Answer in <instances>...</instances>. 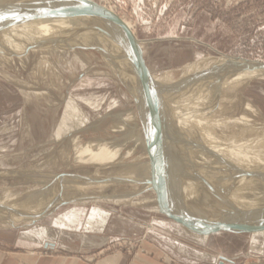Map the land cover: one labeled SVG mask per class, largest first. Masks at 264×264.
Here are the masks:
<instances>
[{
  "label": "rangeland",
  "instance_id": "obj_1",
  "mask_svg": "<svg viewBox=\"0 0 264 264\" xmlns=\"http://www.w3.org/2000/svg\"><path fill=\"white\" fill-rule=\"evenodd\" d=\"M94 1L112 8L135 27L144 44L151 92L163 107L160 114L172 123L181 145L187 148L184 150L187 152L185 159L196 157L201 163L210 158L207 151L215 139L212 131L244 129L264 139V69L258 65H264V0ZM12 4L24 7L29 3L0 0V19L18 15L6 9ZM71 19L75 18L42 21L48 27H57L56 30L69 27L57 33H47L49 36L58 34L54 37L58 43L44 37V25L39 29H33L35 24L21 26L16 36L8 30L6 34L4 31L0 33L2 41L7 38L5 42L0 40V47H8L6 55L0 50L3 54L0 55V216H4L0 221V246L8 252L64 255L87 264L109 263L110 260H116L117 264H148L151 259L165 264L264 262V233L203 238L180 229L154 212L159 199L153 190V172L157 174V182L161 181L164 186L171 183L173 188L167 190V200L172 207L192 211L205 206L207 210L203 209L201 215L212 219L229 217L218 203L231 215L237 210L235 220L256 209H264V206L250 210L242 207L247 208L258 200L264 202V192L254 185L247 189L241 185L242 194L237 192L238 189H202L204 186L212 188V183L215 184L212 180L222 183L225 166L236 170L239 166L227 165L217 158L208 159L199 166H187L184 156L183 165L178 169V180L183 181L182 188L187 189L174 187L178 175L173 172L177 165H155L150 161L159 149L170 146L163 136L166 131L157 122L149 130V123L142 120L138 94L130 89L128 74L115 59V51L107 42H124L125 36L92 17L70 25ZM102 30L107 35H103ZM33 33L38 34L37 38ZM64 39L67 43L60 44ZM12 41L18 47L22 44L19 48L24 52ZM93 44L104 46V53L80 47ZM33 45L37 50L29 51ZM212 65L227 66L222 74L216 73L214 80L220 83H214L212 93L216 94L213 96L216 109L224 104L223 113L228 109V116L226 112V115L220 113L211 118L208 106L214 104L207 102L205 97L202 106L198 103L200 99L195 104L188 102L186 92L193 87H197L194 90L201 89L206 73L203 66ZM186 76L190 78L188 82L177 87L184 90L186 85L189 90H184L183 94L180 89L177 92L172 89L171 85L185 81ZM239 76L244 79L242 85L236 83ZM155 81H165L172 90L157 85ZM132 89L135 91L134 87ZM173 90L181 95L174 96ZM144 98L147 99L145 95ZM70 102L75 103L72 106L76 107V119L67 117L69 126L65 127V132L59 133ZM232 103L238 109L230 105ZM191 107L193 110H188ZM187 114L188 118L183 117ZM204 127L205 133L196 135L197 128ZM261 142L263 152L252 157L260 161L257 162L259 166L264 165L261 162L264 140ZM104 144L122 147L111 166L78 161L77 147L90 146L97 150ZM221 146L232 152L230 144L222 143ZM130 150L132 153L128 154ZM166 153L170 154L169 151ZM242 158L240 162L250 164L249 160ZM250 170L247 169V173L238 170L243 183L246 179L251 180ZM189 171L197 177L191 179ZM227 179L234 184V178L230 179L233 182ZM192 182L205 184H196L199 189H190ZM206 194L211 195L212 201ZM111 195L123 199L118 203ZM242 195L245 196L242 198ZM191 198L197 201H189ZM223 198L228 201L226 204L221 200ZM64 202L67 203L61 205ZM237 202L243 210L235 205ZM44 206L50 207L44 210L42 217L9 224L19 219L20 214ZM104 213L109 214L106 222L102 217ZM226 258L233 259V262L229 263Z\"/></svg>",
  "mask_w": 264,
  "mask_h": 264
},
{
  "label": "bare ground",
  "instance_id": "obj_2",
  "mask_svg": "<svg viewBox=\"0 0 264 264\" xmlns=\"http://www.w3.org/2000/svg\"><path fill=\"white\" fill-rule=\"evenodd\" d=\"M13 15V14H12ZM15 15V14H14ZM59 18H66V17H48V18H43V19H36V20H32V21H28V22H25V23H21V24H17V25H15V26H13V27H10L9 29H8V31H10V33L11 34H14L15 33V36H16V32H18L20 29H19V27H21V26H24L25 27V25H29V24H35V26H34V28L33 29H39V27H41L42 25H44L43 23H45V22H42V21H45V20H55V19H59ZM72 21V23L71 22H69L70 23V25L71 24H75V23H79V22H81V21H85L83 18H75V19H71ZM63 27H65V26H63ZM44 28H45V31H44V37H49L50 39H55L56 40V38H54V37H57V35L58 34H55V36H49V34H47V33H50V31H53V32H59L60 31V29L59 30H56L55 28H57V27H55V28H51V27H48V25H44ZM67 28H69V27H67L66 26V28H62L61 30H65V29H67ZM73 28V27H72ZM19 29V30H18ZM4 33H5V31H4ZM6 33H7V30H6ZM5 33V34H6ZM9 34V33H8ZM7 34V35H8ZM11 34H10V36H11ZM21 34V33H20ZM33 34H35V33H33ZM47 34V35H46ZM1 35V34H0ZM6 35V36H7ZM19 35V34H18ZM31 36H33L32 34H30ZM36 35V37L35 38H37V36H38V34H35ZM54 35V34H53ZM21 36V35H20ZM26 36V35H25ZM94 36V35H93ZM0 37H3V36H0ZM12 37V36H11ZM28 37V36H27ZM43 37V38H44ZM95 37H97V36H95ZM23 38V37H22ZM34 38V37H33ZM40 38V37H39ZM42 38V37H41ZM40 38V39H41ZM100 38H102V37H100ZM7 39V38H6ZM5 38H4V42H5V40H6ZM16 39V38H15ZM104 39V38H103ZM1 41H2V39H0ZM49 40V39H48ZM2 41V42H3ZM14 41V40H13ZM12 41V42H13ZM28 41V40H27ZM35 41V40H34ZM34 41H33V44H34ZM40 41V40H39ZM45 41H46V39H45ZM7 42V41H6ZM20 42V41H19ZM24 42V41H23ZM32 42V41H31ZM44 42V41H43ZM47 42V41H46ZM52 42V41H51ZM8 43H11V41H9ZM15 43H18V41L17 42H15ZM28 43V42H27ZM26 43V44H27ZM29 43H30V41H29ZM36 43H38L37 42V40H36ZM45 43V42H44ZM53 43V42H52ZM7 44V43H6ZM13 44H14V42H13ZM13 44H11V46H13ZM21 44V43H20ZM31 44V43H30ZM40 44H42V43H40ZM39 44V45H40ZM18 45V44H17ZM16 44H14V46H17ZM22 45V44H21ZM20 45V46H21ZM46 45V44H45ZM2 46V45H1ZM19 46V47H20ZM34 46V45H33ZM37 46V45H36ZM18 46L16 47V48H18L19 50H22L21 48H19ZM22 47H24V46H22ZM26 47V46H25ZM24 47V48H25ZM28 47V46H27ZM38 47V46H37ZM59 47V46H58ZM61 47H63V46H61ZM113 47V49H114V51H115V55H114V57H115V59H117V61H118V63L121 65V67L124 69V71L128 74V77H129V87H130V89L133 91V93L134 94H138V96H136L137 97V103H138V108L140 109V111H139V113H141V118H142V120L143 121H146L147 123H149V127H150V129L149 130H151L152 128H153V125H154V123L155 122H157L158 123V125H159V127L161 128V129H163L164 131H166V134H164L163 136H164V138L169 142V143H167V144H169L170 146L169 147H163V148H161V149H159V151H158V154H156L154 157H153V159L152 160H150L151 162H153L155 165H158L159 163L161 164H167V165H169V164H171V165H173V164H175V166L177 165V167H176V169L174 170V172H173V174L174 173H177V175H178V169L179 168H181V166L183 165L182 164V162H183V156H184V159H185V155L184 154H186L187 152V148H185L184 149V147L181 145V142H180V140H179V138H178V136L176 135V133H175V131H174V128H173V125H172V123L171 122H167V120H165V118L160 114L161 113V111L163 110V107H162V105L161 104H158L157 102H156V99H155V97L153 96V94H152V92H151V89H150V86H149V83H150V81H149V72L148 71H145V70H142V69H140L139 68V66L137 67V65H135L134 63H133V60L131 59V57H129L128 55H126V53H124L122 50H120V48L117 46V45H113L112 46ZM13 48V47H12ZM0 50H2L3 52H4V54H5V52H7V50H8V47L5 45V47L3 46V47H0ZM23 51V50H22ZM24 52V51H23ZM8 54V53H7ZM0 55H3V54H0ZM6 55V54H5ZM5 55H4V57H5ZM107 56V55H106ZM231 60V59H230ZM229 60V61H230ZM226 61H228V60H226ZM234 61V60H233ZM113 64V63H112ZM114 64H116V62L114 63ZM251 65H253V66H256L255 64H251ZM202 66V65H201ZM234 66V65H233ZM204 67V70L206 69V71H204V72H206V73H204L205 75H204V78L203 79H205L204 81H203V83H202V86H201V91L198 89V90H194V89H196L195 87H193L194 89L193 90H191L190 89V91H189V93H188V91L186 92V91H184V90H189L188 89V86H184V87H186V88H184V90L182 89L181 90V88L183 87V85L185 84V83H187L188 82V79H190V78H188L187 79V76H188V74H187V76H186V80L184 81V80H181L180 82H177V83H175V85L173 84V85H171L172 87H174V88H172V89H174L175 91L176 90H178V89H180L181 91L180 92H182L183 94H184V92H186V94H187V96H189V98H188V102H189V104H195V102L197 101V99H200L201 101H198V103H199V105L200 106H202L203 104H202V102L204 101V103L207 101V102H210V104H214V106H208V109H209V111H210V116H211V118H215L217 115H219L220 113H221V115H226L225 113L227 112V115L226 116H228L229 114H228V112H229V110L227 109V111L225 112V113H223V109L225 108L224 106V104L223 105H220V106H222V107H219L218 109H216V107H215V102H216V100H215V102H214V100H213V96H215V95H213V90H214V83L215 82H218V81H215L216 80V78L217 77H215V76H217V74L218 75H220V74H222V72L227 68V66H221V65H212V66H203ZM131 69L134 71V73L131 71ZM190 69V68H189ZM188 69V70H189ZM229 69V68H228ZM185 71H187V70H185ZM214 71V72H213ZM233 71H234V69H233ZM182 72V71H181ZM184 72V71H183ZM203 72V71H202ZM217 73V74H216ZM229 73H231V72H229ZM234 73V72H233ZM196 74V73H195ZM201 74V73H200ZM199 73L198 74H196V75H200ZM203 74V73H202ZM214 74V75H213ZM232 74V73H231ZM236 74V76L238 75V73H235ZM186 75V74H185ZM193 76V75H192ZM189 77V76H188ZM191 77V76H190ZM199 76H197V79L199 80L200 78H198ZM200 77H202V75L200 76ZM219 77V76H218ZM221 77V76H220ZM227 77V76H226ZM182 78V77H181ZM185 78V77H184ZM225 78V77H224ZM235 78H237V77H235ZM239 80H238V82L236 81V83L238 84V85H242L243 84V82H244V79H242V77H240L239 76ZM164 79V78H163ZM202 79V80H203ZM215 79V80H214ZM219 79V78H218ZM227 79V78H226ZM229 79V78H228ZM228 79H227V81H228ZM232 79V78H231ZM234 79V78H233ZM192 80V79H191ZM198 80H196L195 82H199ZM221 80V79H220ZM237 80V79H236ZM224 81V80H223ZM156 82V81H155ZM194 82V81H193ZM222 82V81H221ZM225 82V81H224ZM230 82V81H229ZM233 82H235V79H234V81ZM157 83V85H159V86H161V85H163V86H165L166 87V89H170V90H172L171 89V86L169 85V86H167V84H166V82L165 81H160V82H156ZM219 83H220V81H219ZM228 83V82H227ZM236 83H233V84H236ZM193 83H191V85H192ZM199 84V83H198ZM198 84H195V86H198ZM236 84V85H237ZM200 85V84H199ZM217 85V84H216ZM228 85V84H227ZM177 86H182L181 88H179V87H177ZM190 86V85H189ZM228 86H230V84L228 85ZM134 87V89H135V91L132 89ZM162 87V86H161ZM231 87V86H230ZM164 88V87H163ZM192 88V87H191ZM236 89V88H235ZM172 91V92H174V96H179V95H181V93H175V91ZM238 91V90H237ZM169 92V91H168ZM177 92V91H176ZM204 92H205V94H204ZM219 92V91H218ZM218 92H217V95H218ZM221 92V91H220ZM219 92V93H220ZM171 93V92H170ZM212 93V96L210 97V94ZM214 93H216V92H214ZM142 94V95H141ZM169 94V93H168ZM144 95H145V97H147V99L146 98H144ZM171 95H172V93H171ZM220 95V97H221V94H219ZM168 96V95H167ZM173 96V95H172ZM173 96V97H174ZM206 98L207 100L205 101V99H202V98ZM187 98V97H186ZM222 99V98H221ZM168 100H170V97L167 99V101ZM217 100H220V99H218L217 98ZM223 100H224V98H223ZM73 101V100H72ZM140 102V103H139ZM223 102V101H222ZM238 102V101H237ZM71 104L68 106V108H67V114H66V116H65V118H64V120H62L63 122H62V124L60 125V128L58 129V131L57 132H59V133H63V132H65V130H66V128L69 126L68 124H69V122H66V121H68V119H67V117H70L71 116V118H72V120L73 119H76V113H77V111H76V107L75 106H72L73 105V103L74 102H70ZM234 103V102H233ZM230 104V105H233V106H235V107H237V105H235V104ZM236 103V102H235ZM219 104H220V102H219ZM241 104V103H240ZM74 105H75V103H74ZM218 105V104H217ZM72 106V107H71ZM193 106V105H192ZM199 106V107H200ZM219 106V105H218ZM241 106V105H240ZM195 107V106H194ZM194 107H191V108H188V110H193L192 108H194ZM226 107H228V106H226ZM228 108H230V107H228ZM243 108V107H242ZM226 109V108H225ZM237 109H238V107H237ZM236 109V110H237ZM73 111V112H72ZM72 112V113H71ZM231 112V111H230ZM196 113V112H195ZM193 114V113H192ZM188 115L189 114H187V115H184L183 117H187L188 118ZM79 116V115H78ZM181 120H183V118H181ZM217 122V121H216ZM216 122H214L215 124H216ZM213 123V124H214ZM143 124V123H142ZM66 127V128H65ZM65 128V129H64ZM61 129H62V131H61ZM207 129L208 130H211V128L210 127H207ZM213 129V128H212ZM215 129V128H214ZM205 127L204 128H200V129H198L197 128V131H196V135H198V134H200V136H202L204 133H205ZM133 131V130H132ZM131 132V131H130ZM132 133V132H131ZM212 133H214L215 134V139H214V144H211V146H209V149H208V151H207V154L209 153V156H210V158H208V159H214V158H217L218 160H221L222 162H224L225 164H232V165H238L239 166V169L238 170H242V171H245L246 172V170L247 169H251L250 171H251V174H249V176H250V181L248 182V180L249 179H244V174L242 175V177H243V179L247 182V183H245V181H244V183H243V180H242V182H241V180L239 179L240 177H241V175L240 176H238L239 175V172H238V170H236V169H234V168H228V167H224L225 168V170L224 171H222V173L224 174V175H222V176H225L224 177V179L222 180V183H220V182H218L219 180H217V182H215V180H212V181H214V183L216 184H213L212 183V188H210V187H203L202 189H230V191L232 190V189H234V190H236V189H238L239 191H237V192H239V193H241L242 194V191L240 190L241 189V185L243 186V185H245V187H246V189L247 188H250L249 186H256L257 188H259V189H262L263 190V192H264V168H263V166H259L260 164L259 163H257V162H260V161H255V159L254 158H252V157H254L255 155V153H257V152H263V150H261L260 148H261V146H262V140H264V139H261L260 137H261V135L260 136H257L256 134H254V133H248L247 131H245L244 129H236V130H234V131H232V130H229V131H225V132H222V131H220V133L216 130V131H212ZM136 136V135H135ZM199 136V137H200ZM133 137V136H132ZM137 139V138H136ZM139 140V139H138ZM137 141V140H136ZM140 141V140H139ZM191 141V140H190ZM193 142V141H192ZM139 143V142H138ZM222 143H226V144H230L231 146H232V152H229V150H227L226 148H224V147H222L221 146V144ZM146 144H148V142L146 143ZM150 144V143H149ZM187 144V143H186ZM195 144V143H194ZM264 144V143H263ZM172 145V146H171ZM189 145V144H188ZM191 145H193V144H191ZM261 145V146H260ZM186 146V145H185ZM188 147V146H187ZM193 146H191V148H192ZM194 147H195V145H194ZM196 148V147H195ZM133 149V148H132ZM121 150H122V147L120 146L119 147V145H113V146H109V145H107V144H104V145H101V146H99V148L97 149V150H94V149H92L90 146H88V147H84V148H80V147H77V157H78V161H81V162H83V163H89V164H94V165H98V166H111L112 165V163L114 162V160L115 159H117L118 157H119V155H120V153H121ZM134 150V149H133ZM184 150H186V151H184ZM166 151H169V153L170 154H167L166 153ZM191 151V150H190ZM193 151V150H192ZM250 151H252L253 152V154H252V152H250ZM129 153L128 154H130V153H132V150H130V151H128ZM229 152V153H228ZM205 154V153H204ZM203 154V155H204ZM215 154L218 156V157H216L215 156ZM170 155V156H169ZM252 155V156H251ZM242 156H244V158H242ZM242 159H247V160H249L248 162H250V164L249 165H245L243 162H240V160H241V158ZM187 158V157H186ZM189 158V157H188ZM192 158V157H191ZM198 158V157H197ZM200 158V157H199ZM220 158V159H219ZM206 159V158H205ZM208 159H206V160H208ZM206 160H205V162H206ZM263 161H261L262 163H264V158L262 159ZM209 161V160H208ZM220 161V162H221ZM202 162H203V164L205 163L203 160H202ZM202 162L200 163V161L199 160H197L196 159V157H195V159H193L192 158V160H190V158L187 160V159H185V163H186V165L188 166V165H197V166H199V165H201L202 164ZM229 162V163H228ZM257 163V164H256ZM242 164H244V165H242ZM259 164V165H258ZM145 166V165H144ZM196 166V167H197ZM143 168V167H142ZM202 168H203V166H202ZM253 168H254V170H253ZM144 169V168H143ZM197 169H199V168H197ZM213 170H214V168H212ZM201 170V169H200ZM204 170V168L202 169V171ZM199 171V170H198ZM233 171V172H232ZM241 171V172H242ZM163 172V171H162ZM172 172V171H171ZM147 173V172H146ZM244 173V172H243ZM247 173V172H246ZM250 173V172H249ZM195 174H196V172H195ZM189 175H190V178L191 179H193V178H195V176L196 175H193L190 171H189ZM202 175V174H201ZM207 175V174H206ZM220 175H221V171H220ZM248 175V174H247ZM199 176V175H198ZM205 176V175H204ZM229 176V177H228ZM197 177V176H196ZM201 177H203V176H201ZM162 179H165L163 176L161 177ZM213 178V177H212ZM221 178V177H220ZM226 178V179H225ZM227 178H229V180L231 179V178H234V179H232V180H234V184L233 183H231V182H229L228 181V179ZM247 178V177H246ZM178 179H180V177H179V175H178V178H177V180H175V182H174V184H173V186L174 187H177L178 189H187V188H182L183 187V181H181V180H178ZM196 179H198V178H196ZM202 179H204V178H202ZM215 179V178H214ZM94 180V179H93ZM171 180H173V179H171ZM190 180V179H189ZM221 180V179H220ZM232 180H230V181H232ZM235 180H236V182H235ZM151 181V180H150ZM150 181H147V184L148 183H150ZM153 185H154V189H166V194H168L167 193V190L168 189H172L173 187H171V183H169L168 182V184L167 185H165L164 186V183H162L161 181L160 182H157V174L155 173V172H153ZM163 181V180H162ZM165 181V180H164ZM166 182V181H165ZM233 182V181H232ZM167 183V182H166ZM196 184H203L202 182H195ZM196 184H194V182H192V184H190V189H199V188H196L195 186H197ZM205 184V183H204ZM209 184V183H208ZM207 185V184H206ZM209 185H211V184H209ZM208 185V186H209ZM159 187V188H158ZM244 187V186H243ZM245 189V188H244ZM248 190H250V189H248ZM261 190V191H262ZM241 191V192H240ZM210 192V191H209ZM215 192V191H214ZM229 192V191H228ZM236 192V191H235ZM248 192V191H247ZM255 192L256 191H253V193L255 194ZM212 193V192H211ZM227 193V191L225 192V194ZM231 193V192H230ZM243 193H244V191H243ZM241 194H239V195H241ZM251 194V193H250ZM260 194V193H259ZM131 195V194H130ZM129 195V196H130ZM187 195H191L190 193L189 194H187ZM215 195V194H214ZM213 194H212V196H214ZM223 195V194H222ZM238 195V196H239ZM246 195V194H245ZM245 195H242L241 197L243 198V196H245ZM258 195V194H257ZM112 197L111 198H113V200L114 199H116L115 200V202L117 201L118 203L123 199V197H119V199L118 198H115V196L114 195H111ZM124 196V195H123ZM126 196V195H125ZM124 196V197H125ZM168 196V195H167ZM205 196H207L208 197V199H210L211 200V195L210 196H208L207 194L205 195ZM216 197V196H215ZM228 197V196H227ZM251 197V196H250ZM253 197V196H252ZM251 197V198H252ZM259 197H260V195H259ZM220 198V197H219ZM232 198V197H231ZM247 198V197H246ZM249 198V197H248ZM247 198V200H250L251 201V199H248ZM262 198V197H261ZM104 199V198H103ZM124 199H126V197L124 198ZM235 200H236V198H234ZM209 200V201H210ZM221 200H224L225 201V203L224 204H226V202H228V201H226L225 200V198H223V199H221ZM244 200V199H243ZM246 200V201H247ZM5 201V200H4ZM9 201V200H8ZM86 201V200H85ZM189 201H197V199L195 198H191V199H189ZM212 201V200H211ZM220 201V200H219ZM238 202H239V200H237ZM222 202V201H221ZM238 202H237V204H235V205H237L238 206ZM21 203V202H20ZM135 203V202H134ZM206 203V202H205ZM233 204H234V201L232 202ZM245 203V202H244ZM3 204V203H2ZM18 204V203H17ZM207 205H211L210 203H206ZM206 204H204V205H206ZM220 206L219 207H221V210H222V212L224 213V214H226V215H229V217L228 218H225V219H213V220H218V221H223V222H226V220L227 219H229V218H233L236 214H237V210H236V212L234 213V215H231L228 211H226L224 208H223V206H221V204L220 203H218ZM224 204H222V205H224ZM228 204V203H227ZM242 204V203H241ZM7 205H8V203H7ZM11 205V204H10ZM9 205V206H10ZM14 205V204H13ZM19 205V204H18ZM179 205H182L181 203L179 204ZM214 205V204H213ZM245 206V205H244ZM244 206H242L244 209H246V210H250V209H255V208H258V207H263L264 206V202H260L259 200L257 201V202H255L253 205H251V206H249V207H247V208H245ZM47 207H50V206H47ZM205 207V206H204ZM203 207V209H205ZM239 207V206H238ZM242 207H239L240 209H242ZM261 207V208H262ZM43 208H45V206L43 207ZM195 208V207H194ZM199 209L198 210H196V209H194V210H192L191 212L192 213H194L195 215H198V216H200L203 212V209H202V207H198ZM227 209V208H226ZM229 209V208H228ZM205 210H207V209H205ZM215 210V209H214ZM217 210V209H216ZM231 210V209H230ZM235 210V209H234ZM243 210V209H242ZM263 210V209H262ZM180 211L181 212H185L186 210L185 209H182V208H180ZM259 211H261V210H258L257 211V209H256V211L254 212V213H258ZM219 212V211H218ZM221 212V211H220ZM219 212V213H220ZM243 212V211H242ZM232 213V212H231ZM26 214V213H25ZM207 214V213H206ZM209 214V213H208ZM221 214V213H220ZM219 214V215H220ZM240 214V213H239ZM203 215H205V214H203ZM230 215H231V217H230ZM202 216V215H201ZM216 216H217V214H216ZM11 217V216H10ZM236 217V216H235ZM4 218V216L2 215V216H0V219H3ZM236 219H238V216H237V218ZM240 219H241V217H240Z\"/></svg>",
  "mask_w": 264,
  "mask_h": 264
},
{
  "label": "water",
  "instance_id": "obj_3",
  "mask_svg": "<svg viewBox=\"0 0 264 264\" xmlns=\"http://www.w3.org/2000/svg\"><path fill=\"white\" fill-rule=\"evenodd\" d=\"M28 1V6L20 7V5H9L7 10L16 12L18 15L9 16L0 19V33L8 30L17 24L28 21L43 19L48 17H66V18H87L92 17L97 22L108 25L113 30H117L123 34L124 42L107 41L111 46L117 45L124 53L129 54L133 63L140 69L148 71L144 44L139 39L135 27L132 23L123 18L112 8L100 4L94 0H23ZM20 7V8H19ZM21 8H23L21 10ZM20 9V10H19ZM11 12V13H12ZM103 35H107L105 31H101ZM58 43V40L56 39ZM62 43H67L64 39ZM82 49H93L104 53V46L93 44L90 46H80ZM28 50H37L31 46ZM260 69H264V65L258 64ZM158 196L157 210L155 213L160 215L164 220L170 222L180 229L188 231L190 234L203 237L215 238L224 234L234 236H246L252 234L264 233V209L258 213L251 212L243 215V218L235 220L229 218L226 222L213 220L210 216H198L191 211L181 212L172 207L168 200L165 189H153ZM67 202L62 203L65 205Z\"/></svg>",
  "mask_w": 264,
  "mask_h": 264
},
{
  "label": "crops",
  "instance_id": "obj_4",
  "mask_svg": "<svg viewBox=\"0 0 264 264\" xmlns=\"http://www.w3.org/2000/svg\"><path fill=\"white\" fill-rule=\"evenodd\" d=\"M49 207L45 208H39L37 210H34L33 212H30L28 214H20L19 219L15 221H11L9 224H17L19 222H23V220L26 221H33L36 218L42 217L44 215V210H47ZM93 216H95V213H93ZM104 218V221L108 219L109 214H105L102 216ZM21 218V219H20ZM2 219H0L1 221ZM106 222V221H105ZM53 247L54 245L51 244ZM56 250V248H54ZM53 249V250H54ZM227 259V258H226ZM229 263L233 262V259L228 258L227 259ZM148 264H165L162 263L160 260L151 259ZM228 263V262H227ZM226 263V264H227ZM0 264H87L83 260H80L78 258L64 256V255H49V256H43L36 253H29V252H22V251H6L3 247L0 246ZM99 264H117L116 260H110L109 263H99ZM167 264V263H166ZM248 264H264L263 261H257V262H250Z\"/></svg>",
  "mask_w": 264,
  "mask_h": 264
}]
</instances>
